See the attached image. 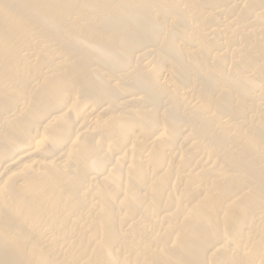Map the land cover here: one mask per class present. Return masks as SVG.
Listing matches in <instances>:
<instances>
[{"label":"bare ground","instance_id":"bare-ground-1","mask_svg":"<svg viewBox=\"0 0 264 264\" xmlns=\"http://www.w3.org/2000/svg\"><path fill=\"white\" fill-rule=\"evenodd\" d=\"M0 264H264V0H0Z\"/></svg>","mask_w":264,"mask_h":264}]
</instances>
